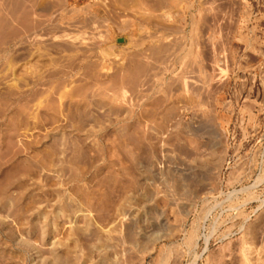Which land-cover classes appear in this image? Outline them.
Listing matches in <instances>:
<instances>
[{"label":"rangeland","instance_id":"rangeland-1","mask_svg":"<svg viewBox=\"0 0 264 264\" xmlns=\"http://www.w3.org/2000/svg\"><path fill=\"white\" fill-rule=\"evenodd\" d=\"M245 239L264 0H0V264H236Z\"/></svg>","mask_w":264,"mask_h":264},{"label":"bare ground","instance_id":"bare-ground-1","mask_svg":"<svg viewBox=\"0 0 264 264\" xmlns=\"http://www.w3.org/2000/svg\"><path fill=\"white\" fill-rule=\"evenodd\" d=\"M247 238L248 237L246 236V239ZM246 239L243 243V246L240 248L239 262H237L236 264H264V247H262V249H263V252L261 251L262 253L257 252V249H256L257 246L253 244V241H255V240L247 241ZM259 250L260 249H258V251Z\"/></svg>","mask_w":264,"mask_h":264}]
</instances>
